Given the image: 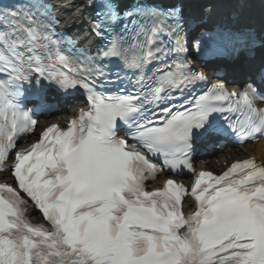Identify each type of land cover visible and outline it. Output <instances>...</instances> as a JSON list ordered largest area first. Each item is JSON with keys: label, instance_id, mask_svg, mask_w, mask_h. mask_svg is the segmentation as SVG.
<instances>
[{"label": "snow or ice", "instance_id": "obj_1", "mask_svg": "<svg viewBox=\"0 0 264 264\" xmlns=\"http://www.w3.org/2000/svg\"><path fill=\"white\" fill-rule=\"evenodd\" d=\"M224 6L227 19L206 0H91L94 52L56 32L52 0L0 12V167L35 131L30 102L51 108L48 89L88 101L5 170L16 187L0 184V264H264V164L202 171L190 191L173 179L146 188L191 168L200 140L264 136V0ZM226 48L244 54L236 90L214 72L221 82L184 96L208 80L192 60ZM29 202L50 230L28 222Z\"/></svg>", "mask_w": 264, "mask_h": 264}, {"label": "bare ground", "instance_id": "obj_2", "mask_svg": "<svg viewBox=\"0 0 264 264\" xmlns=\"http://www.w3.org/2000/svg\"><path fill=\"white\" fill-rule=\"evenodd\" d=\"M256 3L258 4L259 3V0H256ZM251 147H245V148H243V149H241L242 151L241 152H239V153H236V156L238 155V156H243V154L244 153H246V150L247 149H250ZM235 156V157H236ZM257 157L260 159V160H263V158H264V156L262 155V154H257ZM225 159H228V157L226 156V157H224ZM222 161H223V159H222ZM222 161H219V163H221Z\"/></svg>", "mask_w": 264, "mask_h": 264}, {"label": "rangeland", "instance_id": "obj_3", "mask_svg": "<svg viewBox=\"0 0 264 264\" xmlns=\"http://www.w3.org/2000/svg\"><path fill=\"white\" fill-rule=\"evenodd\" d=\"M237 158H239V157H237Z\"/></svg>", "mask_w": 264, "mask_h": 264}]
</instances>
